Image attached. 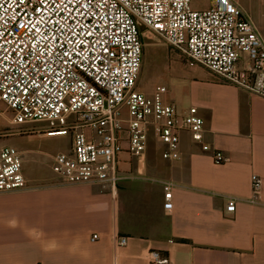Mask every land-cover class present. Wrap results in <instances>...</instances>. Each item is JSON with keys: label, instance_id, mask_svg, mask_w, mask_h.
Returning a JSON list of instances; mask_svg holds the SVG:
<instances>
[{"label": "built area", "instance_id": "1", "mask_svg": "<svg viewBox=\"0 0 264 264\" xmlns=\"http://www.w3.org/2000/svg\"><path fill=\"white\" fill-rule=\"evenodd\" d=\"M146 31L264 98V34L233 0H211L204 9L192 0H0V113L10 110L20 125L45 123L21 134L71 136L70 149L52 156L58 182L117 185L122 154L145 157L151 135L169 161L181 158L183 133L212 150L196 106L180 111L165 84L151 94L137 88ZM213 158L229 159L220 149ZM23 164L24 150L0 144V192L26 187ZM262 185L253 174L254 196ZM235 210L229 198L226 212ZM117 243L127 245L128 237ZM154 263L167 264L166 257L155 253Z\"/></svg>", "mask_w": 264, "mask_h": 264}, {"label": "crops", "instance_id": "2", "mask_svg": "<svg viewBox=\"0 0 264 264\" xmlns=\"http://www.w3.org/2000/svg\"><path fill=\"white\" fill-rule=\"evenodd\" d=\"M169 92L180 111L198 108L212 150L183 133L178 160L159 142L140 159L123 153L115 186L63 184L23 164L26 187L0 192V264H155V253L167 264H264V98L202 66ZM215 149L228 161L216 163ZM253 174L263 179L256 196Z\"/></svg>", "mask_w": 264, "mask_h": 264}, {"label": "rangeland", "instance_id": "3", "mask_svg": "<svg viewBox=\"0 0 264 264\" xmlns=\"http://www.w3.org/2000/svg\"><path fill=\"white\" fill-rule=\"evenodd\" d=\"M210 2L211 0H192V6L196 9H204L210 5ZM238 2L264 34V0H239ZM143 41L145 44L144 58L137 88L147 94H151L158 84H165L168 89H171L175 79L178 80L188 70L200 67V65L190 63L185 55L153 31H146ZM173 98V93L168 91L167 100ZM4 107V105L0 106L2 109ZM12 117L10 110L0 113V144L24 150V169L27 175L56 176L52 169V156L59 151L70 149L71 136L21 134L25 127L41 128L45 123L33 122L20 125L14 123ZM157 142L159 141L151 135L149 147H153Z\"/></svg>", "mask_w": 264, "mask_h": 264}]
</instances>
